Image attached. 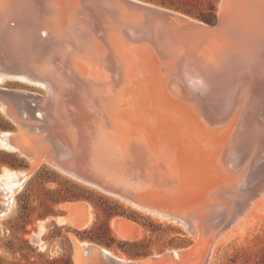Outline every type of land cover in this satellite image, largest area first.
Listing matches in <instances>:
<instances>
[{"label":"bare ground","instance_id":"6f19581e","mask_svg":"<svg viewBox=\"0 0 264 264\" xmlns=\"http://www.w3.org/2000/svg\"><path fill=\"white\" fill-rule=\"evenodd\" d=\"M87 4L86 0H0V111L18 128L28 125L27 131H43L38 137L52 144L53 151L56 130L68 126L63 120L81 119L89 108L132 123L160 162L175 164L189 151H198L201 163L212 165L206 166L210 176L204 202L211 203L206 212L188 220L158 207L124 201L200 237L201 264H205L217 243L241 232L264 207V187L255 194L247 186L251 171L264 156V0H221L218 15L225 24L223 31L210 34L204 43L179 39L170 60L153 53L157 73L150 77L148 67L136 65L115 35L112 42L120 44V51L118 47L110 54L99 44L92 49V36L97 35ZM156 80L159 98L155 100L148 86L156 85ZM16 133L0 128V148L36 164L39 158L28 150L27 134ZM202 153L208 155L204 161ZM47 159L79 179L60 167L55 153ZM27 177V170L2 167L0 215L10 210ZM68 208L80 212L78 225L89 224L91 216L86 219L79 203ZM45 221H40L33 237L38 243H43ZM76 247L75 261L81 264H87L86 258H92L93 264L104 259L158 264L153 257L161 256H167L168 264H177L174 258H179L176 249L132 259L87 240Z\"/></svg>","mask_w":264,"mask_h":264},{"label":"rangeland","instance_id":"374dc122","mask_svg":"<svg viewBox=\"0 0 264 264\" xmlns=\"http://www.w3.org/2000/svg\"><path fill=\"white\" fill-rule=\"evenodd\" d=\"M220 1L216 2V15ZM154 60L153 56L146 55L148 77L157 73ZM154 82L157 84L148 86V92L156 100L159 98L158 82ZM9 85L21 86V83L10 82ZM22 117H26L25 114ZM25 126L18 128L0 111V128L15 131L17 135L24 132L29 134H23L27 148L30 147L28 150L39 158L36 164H31L27 157L0 148V170L3 166H8L28 171L23 186L15 193L10 210L0 215V264H81L76 263L75 257L78 252L76 245L82 240L95 242L118 256L132 259L145 258L154 253L169 254L172 249H176L179 253V258H174L177 264H201L203 241L200 237L189 233L177 223L162 221L118 197L103 193L64 174L48 162L47 158H51L54 152L52 144L38 137L44 132L38 134L37 129L27 131ZM16 128L19 130L16 131ZM191 152L183 158L179 157L180 160L177 158L178 163L173 164L186 168L190 166L188 169L191 172H197L196 178L178 188V197L183 201H193L200 197L210 176L206 166H212L207 161L201 163L198 151ZM207 156L202 153L203 161ZM189 159L191 162H188ZM72 195L78 197L68 198ZM72 202L81 205L86 219L91 216L87 226L77 224L80 212L69 210L68 205ZM108 212L112 214L108 216ZM56 217H62L63 220ZM43 219H46L45 230L41 235L43 243H38L33 237ZM115 228L125 238L119 236L113 230ZM133 231L134 237L131 233ZM263 255L264 207L254 214L251 222L241 232L214 246L208 264H256V260ZM159 259L158 264H168L167 256Z\"/></svg>","mask_w":264,"mask_h":264},{"label":"water","instance_id":"95a60500","mask_svg":"<svg viewBox=\"0 0 264 264\" xmlns=\"http://www.w3.org/2000/svg\"><path fill=\"white\" fill-rule=\"evenodd\" d=\"M86 2L92 10V29L97 35L92 36V49L99 44L108 53L114 54L120 45L115 46L112 42L111 36L115 35L127 49L128 57L133 58L141 68L148 67L146 55L159 53L170 60L179 39L204 43L210 34L218 35L223 31L225 25L218 14L213 22H207L148 0ZM87 112L81 119L63 120L68 126L56 130L54 139L57 147L53 152L63 170L103 193L158 207L188 220L201 215L204 208L211 204L204 202L207 189L193 201H183L178 197L179 186L197 177L195 170L191 172L188 169L190 166L186 168L173 166L171 162H160L157 156L151 154L149 143L144 145L137 132L133 131L129 121L114 120L98 111L97 114L92 108ZM257 163L259 166H254L247 184L248 189L255 190V194L264 187V156ZM197 203L200 204L196 206ZM209 257L208 252L205 264H208ZM153 259L156 262L160 260L158 257ZM86 262L93 264L92 258H86ZM101 264L125 263L104 259Z\"/></svg>","mask_w":264,"mask_h":264},{"label":"trees","instance_id":"16d2710c","mask_svg":"<svg viewBox=\"0 0 264 264\" xmlns=\"http://www.w3.org/2000/svg\"><path fill=\"white\" fill-rule=\"evenodd\" d=\"M156 4L177 10L198 19L213 22L216 17L217 0H148ZM67 197V196H65ZM78 197L77 195L68 196V198ZM108 212L107 215H111ZM107 230H105L106 232ZM256 264H264V255L256 260Z\"/></svg>","mask_w":264,"mask_h":264}]
</instances>
